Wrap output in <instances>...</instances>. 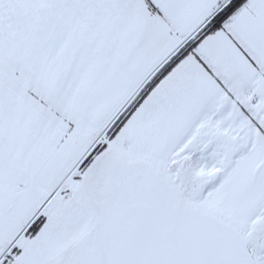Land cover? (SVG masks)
<instances>
[{"label": "snow or ice", "instance_id": "obj_1", "mask_svg": "<svg viewBox=\"0 0 264 264\" xmlns=\"http://www.w3.org/2000/svg\"><path fill=\"white\" fill-rule=\"evenodd\" d=\"M0 264H264V0H0Z\"/></svg>", "mask_w": 264, "mask_h": 264}]
</instances>
